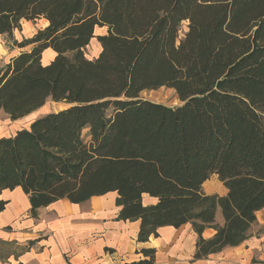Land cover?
<instances>
[{"label":"trees","instance_id":"trees-1","mask_svg":"<svg viewBox=\"0 0 264 264\" xmlns=\"http://www.w3.org/2000/svg\"><path fill=\"white\" fill-rule=\"evenodd\" d=\"M43 18L0 64V109L16 120L66 107L0 138V193L21 186L34 216L116 191L140 242L190 223L196 260L244 243L264 208V0H0V34ZM167 86L179 105L141 96ZM214 174L226 194L204 191ZM141 253L126 264H156L155 248Z\"/></svg>","mask_w":264,"mask_h":264},{"label":"crops","instance_id":"crops-1","mask_svg":"<svg viewBox=\"0 0 264 264\" xmlns=\"http://www.w3.org/2000/svg\"><path fill=\"white\" fill-rule=\"evenodd\" d=\"M48 51L53 57L56 55L53 49H47L43 63L53 59L45 61ZM2 113L10 118L0 109ZM3 124L0 121V138L16 134H2ZM207 191L211 192L208 188ZM117 196L116 191H109L79 203L64 198L39 208L33 216L31 201L21 186L4 189L0 200L8 203L0 212L1 261L4 264H126L141 260L142 248H155L156 264H245L253 253L247 247V239L196 260L193 254L198 235L190 223L179 228L161 226L159 236L140 242V220L118 218L121 207L117 205ZM144 197L149 198L147 203L154 201L147 195ZM217 220L223 221L219 209ZM215 232L206 228L203 235L211 237Z\"/></svg>","mask_w":264,"mask_h":264},{"label":"rangeland","instance_id":"rangeland-1","mask_svg":"<svg viewBox=\"0 0 264 264\" xmlns=\"http://www.w3.org/2000/svg\"><path fill=\"white\" fill-rule=\"evenodd\" d=\"M47 24V21L43 18L41 20H28L22 22L21 29H16L14 31V36L11 38L6 34H0V64L6 63L10 56L14 55L15 53L20 52L23 49H29V47L20 48L14 42V40H18L21 42L25 38L32 37L36 34L39 29H42ZM186 22L183 24V31L186 30ZM96 35L105 34L106 27L104 28H97ZM102 47L98 42L97 38H94L92 42L87 46L86 55L88 58H95L98 56L99 52L101 51ZM48 54L45 56L47 59L54 58L53 53L48 51ZM52 53V55H51ZM55 56V55H54ZM44 57V56H43ZM44 61V60H42ZM141 96L145 99L153 100L156 102L163 103L165 105H179L181 100L177 94V91L171 87H159L152 90H144L141 93ZM63 106H66L65 103H57L54 101H48L46 105L37 109L35 112H32L30 115L18 118L16 120H12L7 115L2 113L0 115V121H3L4 128L2 129V134L11 135L14 134L18 129H22L24 127H29L30 123L33 119L45 115L47 112L50 111H58ZM64 108V107H63ZM90 129L85 128L83 130V137L86 140H90ZM207 188L211 191H207ZM223 182L219 180L218 175H212L209 180L208 184L205 186L203 185V189L206 193H219L221 195L226 194V189H224ZM147 202L149 199L148 197H144ZM251 247L253 249V253L250 255L249 259L245 264H264V208L261 212L258 213L257 222L250 230V236L248 238L247 247Z\"/></svg>","mask_w":264,"mask_h":264},{"label":"bare ground","instance_id":"bare-ground-1","mask_svg":"<svg viewBox=\"0 0 264 264\" xmlns=\"http://www.w3.org/2000/svg\"><path fill=\"white\" fill-rule=\"evenodd\" d=\"M63 107H66V106H63V105H62V108H63Z\"/></svg>","mask_w":264,"mask_h":264},{"label":"water","instance_id":"water-1","mask_svg":"<svg viewBox=\"0 0 264 264\" xmlns=\"http://www.w3.org/2000/svg\"><path fill=\"white\" fill-rule=\"evenodd\" d=\"M55 102V101H54Z\"/></svg>","mask_w":264,"mask_h":264}]
</instances>
